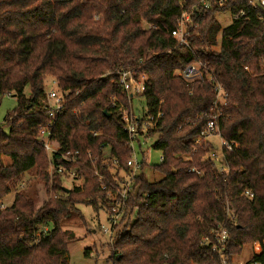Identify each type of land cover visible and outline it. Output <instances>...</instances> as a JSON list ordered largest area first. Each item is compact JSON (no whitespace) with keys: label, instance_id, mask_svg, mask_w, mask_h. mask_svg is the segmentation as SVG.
<instances>
[{"label":"trees","instance_id":"trees-1","mask_svg":"<svg viewBox=\"0 0 264 264\" xmlns=\"http://www.w3.org/2000/svg\"><path fill=\"white\" fill-rule=\"evenodd\" d=\"M199 1L0 0V96L16 99L0 124V203L31 171L46 195L38 205L32 192L17 190L12 203L0 208V264H67L74 234L60 228L61 220L77 203L103 207V193L89 170H83L82 188L68 191L62 176L48 173L37 135L49 122L44 79L51 76L66 92L53 140L79 150L83 166L98 165L104 149L124 166L129 149L121 109L133 111L117 86L116 70L144 76L143 114L162 112L151 147L163 161L150 166L160 179L148 180L143 166L135 177L107 259L221 264L202 238L224 228L228 264L245 245L252 247L249 261L264 262V8L227 0L201 10L191 18V49L178 47L170 32L181 9ZM225 10L232 21L220 29L216 15ZM194 61L211 70L228 95L219 133L236 146L221 150L228 166L223 173L208 157L213 144L194 142L207 119L212 87L175 75ZM49 191L55 197H48ZM145 194L146 202L139 204Z\"/></svg>","mask_w":264,"mask_h":264},{"label":"built area","instance_id":"built-area-1","mask_svg":"<svg viewBox=\"0 0 264 264\" xmlns=\"http://www.w3.org/2000/svg\"><path fill=\"white\" fill-rule=\"evenodd\" d=\"M243 1L248 5H259L264 8V0ZM226 2L227 0H200L198 5L183 7L176 21L175 28L170 32L177 46L191 49L188 32L192 26L191 18L193 15L200 14L201 10H208L214 8V6L224 5ZM115 75L117 86L129 102L134 94L138 95L143 91L144 76H136L130 70H116ZM175 75L187 82L194 80L206 81L211 85L213 90V99L209 111L206 114L207 119L204 127L194 139V142L200 144L201 141H206L209 136L216 135L220 139L221 150L232 151L236 144L233 141H228L221 137L218 124L221 109L227 103L228 95L223 86L215 79L213 72L206 69L201 61H194L187 64L183 69L177 70ZM44 94L46 100L45 114L49 122L39 128L37 142L47 154V171L50 175L55 173L62 176L64 181L71 185V188H79L82 186L84 182V169L89 170L94 175L97 179L99 189L103 193V198L100 202L107 212L109 222V227L101 225L100 230L103 234H108L111 239L113 234L117 235L129 197L135 192V177L142 171V166H151L149 165L147 150L143 149L142 146L147 140L153 138L161 128L159 120L162 112L157 110L154 114L149 115L143 113L136 114L134 112L128 113L123 107L121 109V116L127 135L126 146L129 149V157L125 165H120L115 157L110 156V150L104 149L100 156L99 164L95 165L93 163L92 167H86L80 161L79 150L70 149L67 146L63 147L53 140V128L55 121L63 113L66 92L63 93L59 90L56 87L55 80H53L52 84L44 90ZM87 155L89 158L91 157L89 152ZM208 157L215 162L217 172L223 173L228 170V166L220 154L218 155L215 151H211ZM162 161L163 155L160 154L159 163ZM189 171L192 172L195 169L190 168ZM62 186L68 188L63 183ZM244 194L251 197L249 191H245ZM147 196V194L142 196L139 204L145 203ZM226 214H230L228 208L226 209ZM227 241L228 233L224 228L213 229L210 236L202 238V244L210 246L211 252L219 257L221 264H228L224 253ZM260 251L261 249H257L255 252L259 254ZM243 264H264V262L249 261L248 259Z\"/></svg>","mask_w":264,"mask_h":264},{"label":"rangeland","instance_id":"rangeland-1","mask_svg":"<svg viewBox=\"0 0 264 264\" xmlns=\"http://www.w3.org/2000/svg\"><path fill=\"white\" fill-rule=\"evenodd\" d=\"M216 19V23L220 29H223L224 27L230 25L232 21L231 13L229 10L221 11L217 13ZM143 27H146V25L143 24ZM261 63L262 68L264 69L263 60ZM53 80L55 79L51 76L45 77L44 90L52 84ZM127 102L130 105V109L134 113L140 114L144 112L145 103L144 98L141 95L134 94L130 99V102L128 100ZM15 103V97L10 94L0 96V124H2L5 121L6 116L11 113ZM4 131H8V126L4 127ZM153 140L154 138H150L142 146L143 149L147 150L149 165L151 166L159 163V156L161 154L159 150L151 147ZM206 141L213 144V151H215L218 155L221 153L220 139L218 136H209ZM144 175L150 181L161 178V174L157 171H153L150 166H146L144 168ZM63 184L70 189L73 188H71V185L65 181H63ZM17 190L32 192L36 197L38 205L46 199L42 183L38 180L34 172L31 171L24 174V177L22 178L20 184L16 187V190H12L2 199L0 208H5L12 203L14 194ZM51 192L52 191H49L48 197L53 198L54 194H51ZM101 225L109 227L107 212L104 207L99 205L94 206L89 203L75 204V210L72 211L67 218L61 220L60 228L74 234V239L68 241L66 247L67 264H111V261L107 259L110 254L108 245L110 244V241H113L116 238V234H113V237L110 239L108 234H103L101 232ZM86 249L91 251V254L88 256L84 255V251ZM251 254V245H245L242 248L240 255L232 258V264H243L245 261L250 259Z\"/></svg>","mask_w":264,"mask_h":264},{"label":"water","instance_id":"water-1","mask_svg":"<svg viewBox=\"0 0 264 264\" xmlns=\"http://www.w3.org/2000/svg\"><path fill=\"white\" fill-rule=\"evenodd\" d=\"M64 190H65V191H68L69 189L64 187Z\"/></svg>","mask_w":264,"mask_h":264}]
</instances>
